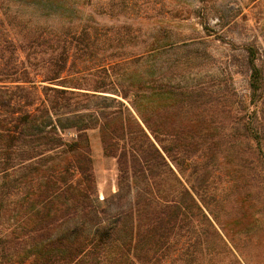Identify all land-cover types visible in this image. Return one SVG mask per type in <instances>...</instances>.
<instances>
[{
  "label": "trees",
  "instance_id": "1",
  "mask_svg": "<svg viewBox=\"0 0 264 264\" xmlns=\"http://www.w3.org/2000/svg\"><path fill=\"white\" fill-rule=\"evenodd\" d=\"M137 1L104 4L147 17ZM4 5L0 264H264L256 48L240 57L244 94L229 73L172 81V69L151 63L143 75L140 55L108 62L118 71L91 86L70 69L123 40L101 41L99 24L82 18L91 0ZM91 131L117 169L115 191L101 199Z\"/></svg>",
  "mask_w": 264,
  "mask_h": 264
},
{
  "label": "rangeland",
  "instance_id": "2",
  "mask_svg": "<svg viewBox=\"0 0 264 264\" xmlns=\"http://www.w3.org/2000/svg\"><path fill=\"white\" fill-rule=\"evenodd\" d=\"M0 2L4 7L5 0ZM104 3L105 0H91L90 6L83 7L82 18L99 24L101 41L105 36L123 40L103 42L94 53H88L85 64L70 69L87 76L84 83L88 85L115 74L119 66L112 64L117 59L137 55L142 56V61L134 65L143 75H147L151 63L172 69L165 74L172 81L195 83L201 74L229 73L242 94L246 92L247 79L240 57L246 47L257 49V63L264 68V0L137 1V6L147 8V17L125 13L115 6L109 11ZM168 8L172 11L166 16L163 12ZM15 9L12 3L10 10ZM198 62L202 64L197 66ZM90 140L101 199L116 189V163L103 155L96 131H91Z\"/></svg>",
  "mask_w": 264,
  "mask_h": 264
}]
</instances>
